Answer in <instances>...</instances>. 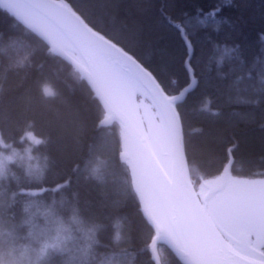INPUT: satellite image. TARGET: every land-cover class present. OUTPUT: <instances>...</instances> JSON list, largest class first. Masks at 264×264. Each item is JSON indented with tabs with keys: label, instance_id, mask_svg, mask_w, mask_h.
<instances>
[{
	"label": "snow or ice",
	"instance_id": "1",
	"mask_svg": "<svg viewBox=\"0 0 264 264\" xmlns=\"http://www.w3.org/2000/svg\"><path fill=\"white\" fill-rule=\"evenodd\" d=\"M0 10L22 25L37 45L42 44L45 55L61 58L78 79L87 82L104 113L98 127L113 122L119 125V159L126 168L123 190L134 194L140 217L150 226L152 234L145 250L155 264H160L161 246L171 250L182 264H264V178L231 174V162L239 148L234 142L225 148L228 163L219 175L194 180L178 111L179 102L192 90L195 75L189 31L215 21L219 8L199 13L206 18H197L195 24L186 14L177 20L161 13V26L174 29L186 49L184 68L189 81L175 94H169L161 79L166 71L163 61L154 63L151 57L137 54L134 37L99 28L86 8L68 0H0ZM234 51L225 49V55ZM39 92L43 100L57 96L46 84ZM0 110L8 113L7 122L0 121V264H91L100 226L83 227L78 205H73L66 220L53 201L45 212L53 227L39 230L32 218L17 224L14 218L6 217L17 195L60 192L72 186V178L45 188L47 167L33 170L29 164L27 176L38 191L18 188L11 193V202L6 201L4 182L15 176L12 169L24 168L25 161L34 159V151L53 145L57 122L48 120V131L38 133L37 117L46 114L37 112L27 96L10 98L2 90ZM202 111H211L210 102ZM65 116L78 133L83 125L80 111L67 106ZM94 147L90 146L83 169L77 165L73 172L83 171L86 179L103 184L107 162L92 158ZM60 203L63 206V201ZM24 225L29 226V244L18 243V230ZM116 239H120L119 232Z\"/></svg>",
	"mask_w": 264,
	"mask_h": 264
},
{
	"label": "trees",
	"instance_id": "2",
	"mask_svg": "<svg viewBox=\"0 0 264 264\" xmlns=\"http://www.w3.org/2000/svg\"><path fill=\"white\" fill-rule=\"evenodd\" d=\"M87 9L89 18L104 31L135 38L134 51L163 61L166 67L161 79L169 94L180 91L189 81L184 61L186 49L174 29L161 26V13L196 23L199 13L217 8L215 21L206 27L189 31L192 42V68L195 87L178 104L188 144L192 178L219 175L228 163L225 148L238 143L230 172L245 178H264V0H68ZM15 41V45H9ZM225 49L235 50L230 56ZM42 64V67H37ZM250 74V75H249ZM175 81V82H173ZM46 84L57 93L43 100L39 88ZM0 90L10 98L27 96L37 112V132L48 131V120L57 122L55 141L50 148L34 151V159L24 168H13L15 176L4 182V199L11 202V193L18 188L38 191L31 183L26 168L47 167L45 188L71 177L72 186L60 192L46 191L37 196L15 197L6 217L21 224L34 219L39 229L53 227L45 215L48 205L56 201L60 215L66 220L71 208L78 205L83 227H100L95 233L91 264H155L145 250L151 236L137 202L130 190L125 194L126 168L119 159L120 129L113 122L98 127L103 109L92 98L86 81L78 79L61 58L45 55L43 45L31 40L27 30L0 10ZM210 102L211 111H202ZM23 103V100H21ZM78 109L83 117L81 130L73 127L65 116L67 106ZM212 112L218 113L212 115ZM8 113L0 110V121L7 122ZM62 118V119H58ZM93 148V159L107 162L106 181L101 184L86 179L81 169ZM47 158V159H45ZM78 193L77 197L73 193ZM63 201V206H61ZM25 207L28 211L25 212ZM117 224L120 227H117ZM20 244L31 243L29 226L20 228ZM119 232L120 239H116ZM76 236L81 234L73 233ZM33 247H36L33 244ZM161 264H182L165 246L159 252Z\"/></svg>",
	"mask_w": 264,
	"mask_h": 264
},
{
	"label": "water",
	"instance_id": "3",
	"mask_svg": "<svg viewBox=\"0 0 264 264\" xmlns=\"http://www.w3.org/2000/svg\"><path fill=\"white\" fill-rule=\"evenodd\" d=\"M195 85H196V79H195V77H194V79H193V86H192V89L195 87ZM186 97V96H185ZM184 97V98H185ZM184 98L179 102V104L184 100ZM159 261H160V257H159ZM160 264H161V262H160Z\"/></svg>",
	"mask_w": 264,
	"mask_h": 264
},
{
	"label": "rangeland",
	"instance_id": "4",
	"mask_svg": "<svg viewBox=\"0 0 264 264\" xmlns=\"http://www.w3.org/2000/svg\"><path fill=\"white\" fill-rule=\"evenodd\" d=\"M232 174V173H231ZM233 176H236L234 174H232ZM237 177H240V178H245V177H241V176H237ZM205 178H208V177H205ZM197 178H194V180H196ZM255 179H259V178H255Z\"/></svg>",
	"mask_w": 264,
	"mask_h": 264
}]
</instances>
